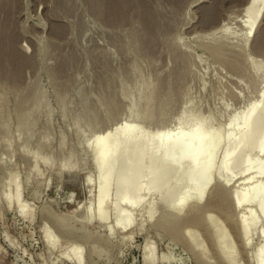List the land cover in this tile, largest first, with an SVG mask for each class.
I'll list each match as a JSON object with an SVG mask.
<instances>
[{
  "label": "rangeland",
  "instance_id": "374dc122",
  "mask_svg": "<svg viewBox=\"0 0 264 264\" xmlns=\"http://www.w3.org/2000/svg\"><path fill=\"white\" fill-rule=\"evenodd\" d=\"M146 1L159 13V45L155 52L146 50L140 42V4L131 7L135 10H127L126 15L131 16L128 22L112 26L87 0H67L69 7L59 5L58 0H0V23L8 25L10 35L17 36L15 48L19 56L31 61L23 69L22 82L16 84L0 77V95L9 101L8 105L5 99L0 101V195L2 190L7 191L0 199V264H226L216 252L220 246L236 254V264H258L261 259L264 222L257 211L256 198L235 203L231 197L240 187L248 188L243 186L246 183L264 182V178L252 176L253 171L235 176L225 187L224 179L208 176L206 196L195 204L193 213L186 210L194 205L193 199L178 214L156 196L143 195L142 203L134 208L121 204L130 214L121 226H116L115 210L108 214L107 221L84 218V212L95 208L102 199L96 190L106 169L93 170L89 145L98 130L116 125L123 117V125L139 124L135 133L148 129L166 132L183 120L189 130L198 112L204 116L201 131H206L212 119L216 118L212 123L215 126L225 119L247 115L249 106L258 102L264 91V57L262 51L253 47L255 37L264 35V17L249 42L234 33L235 20L240 19V9L247 0H184L182 4L178 0ZM213 15L215 19L210 18ZM71 55L77 60L70 62ZM61 64L67 67L65 71L58 70ZM56 70L63 71L60 74ZM134 101L135 107L129 109ZM108 107L118 109L117 115L111 113L115 117L111 116L106 126L99 116L109 111ZM15 111L25 116L20 117ZM94 119L103 127L87 136L83 128ZM2 121L6 126L11 123L12 129L4 127ZM220 150L214 167L222 161ZM33 155L39 159H35L37 164ZM259 158L256 154L253 161ZM13 173L18 179L15 184L19 182L22 189L20 205L27 208L24 215L19 205L9 204L14 196ZM87 174L91 175L89 183L85 182ZM230 174L233 173L225 170L226 176ZM117 175L118 172L115 178ZM163 186L167 188L171 182L166 179ZM173 195L178 198L182 192L176 188ZM115 196L116 187L112 184L108 192L112 204ZM206 208L215 218L211 227L208 222H201V217L203 227L191 225L193 219L203 217ZM250 210L258 225L244 237L237 220L250 222ZM195 212L199 215L192 218ZM187 228L192 237L186 236L187 232L183 234ZM214 230L217 233L212 235ZM191 232L199 236L194 234V242ZM191 242L195 245L193 250L189 247ZM150 243L155 262H151L146 250ZM65 252L69 257H63ZM76 254L79 262L75 261ZM227 255L230 253L224 256Z\"/></svg>",
  "mask_w": 264,
  "mask_h": 264
},
{
  "label": "bare ground",
  "instance_id": "6f19581e",
  "mask_svg": "<svg viewBox=\"0 0 264 264\" xmlns=\"http://www.w3.org/2000/svg\"><path fill=\"white\" fill-rule=\"evenodd\" d=\"M87 1L90 3V5H92L93 10L99 12L100 15L103 16V19L109 25L112 24V26L113 25H121V24L128 22L129 19L131 18V16L129 18L128 17L129 15L128 16L126 15L129 13V12L126 13L127 10L128 9L130 10L131 7L134 5L139 7V4H140L142 7L141 8L142 11L140 13H141L142 25H143L141 28L142 29L141 34L139 36V38L141 40L140 42L142 43V46L147 48L146 50H149V51L152 50L155 52V50H154V49H156L155 46L158 47L157 45H159L158 44V33H157V28H158V24H159V20L157 18H158L159 13L155 9H152L151 5L148 4L149 2H147L146 0H87ZM169 1H171V0H169ZM183 1L184 0H178L177 2L179 4H182ZM172 2H173V0H172ZM59 3L66 6V7L68 6L67 0H58V4ZM174 5H175V3H174ZM178 6H180V5H178ZM176 8H178L177 5H176ZM174 9H175V7H174ZM133 10H135V9H133ZM240 11H241V13L239 14L241 16V17L239 16L240 21L237 20L238 19V17H237V19L235 20V22H236L235 29L236 30L234 31V33H235L236 37H239L241 40L249 42L250 38L252 37V35L255 34L258 26L260 25L261 21L263 20V17H264V0H247L246 3L240 9ZM9 15H10V13H9ZM210 18L215 19V16L213 15ZM208 19L209 18H207V21H208ZM80 22H82V21H80ZM7 26L8 25H6L3 22L0 23V77H2V79L4 78L6 81L12 80L13 82H15L17 84L18 82L23 81L22 80L24 78V77L22 78V75L24 74L23 69L27 64L30 65L31 61L23 58L22 56H21L22 58L19 56L20 52H17V49L15 48V46L17 45L16 44L17 41H16L15 37H17V36L16 35L13 36L14 34L10 35L9 34L10 32H8ZM57 30H58V32H60L59 29H57ZM63 30L65 31V29H63ZM165 30H166V28H165ZM62 32L63 31H61L60 33H62ZM57 35H59V33ZM115 39H116V37H115ZM253 44H254V46H253L254 49H256L257 52L262 51L261 54L264 57V49L262 47V45L264 44V35L261 34L258 37H255ZM149 51H147V52L150 53ZM144 52H145V50H144ZM68 55L70 56V54H68ZM104 57H105V55H104ZM66 59H68V58H66ZM75 59H76L75 56H72V57H70L69 60H70V62H72V61H75ZM66 61L64 63H66ZM32 63H33V60H32ZM66 65H67V63H66ZM71 65H72V63L69 66H71ZM74 65H75V63H74ZM65 67H66L65 64H63V65L61 64L60 68L58 67V70L63 69L65 71L67 68V67L66 68ZM183 70L184 69H182V71ZM62 71L60 70V72H62ZM57 72L60 73L59 71H57ZM132 73H133V71H132ZM16 90H18V89H16ZM108 91H109V88H108ZM141 91L142 90L139 89V92H141ZM11 92H13V90ZM109 93H110V91H109ZM112 95L109 98L112 99ZM118 97H120V96H118ZM5 98L1 97V95H0V101H1V99L3 100ZM5 100L7 101V102L5 101L6 104L9 103V101L7 99H5ZM104 100H105V98H104ZM104 100H102V101H104ZM116 101H117V99H116ZM119 101L120 100H118L116 103L120 104ZM146 101H147L146 105H148L150 103V99L147 98ZM5 102H2V103H5ZM110 102L111 101H109L107 103H110ZM121 102H122V99H121ZM19 103H20V99H19L18 104ZM104 103H103V105H104ZM135 104H136V101L131 103L129 109H133L135 107ZM7 105H4V106H7ZM100 105H102V104H100ZM120 105H122V104H120ZM111 106L112 105L110 104V107ZM100 107H102V106H100ZM147 107L148 106H146V108ZM1 108H3V107L1 106ZM20 109L22 110L23 108H20ZM88 109L92 110L91 107ZM104 109H105V106H104ZM108 109H109V111H105V112L103 111L104 114L106 113V115L102 114L105 117H103L102 115H101L102 117H100L96 112L97 109L95 110V108H94V111L96 112V113L94 112L95 115L97 114L99 116V118L102 119V121H105L104 125H106V126L108 125L107 123H110L109 121L112 120L111 116L115 117V115H117V109L118 108L117 109L116 108L110 109L108 107ZM25 110H27V109H25ZM98 110H99V108H98ZM2 111L3 110H1V112ZM6 111L9 114V111L7 110V108H6ZM16 111H15V114H16ZM7 112H6V114H7ZM26 112H28V111H26ZM26 112H21V113L26 114ZM72 112L73 111L70 110L69 113H72ZM74 112H75V110H74ZM98 113L100 114L102 112L99 111ZM111 113H114L115 115H112ZM1 114L3 115V113H1ZM8 114L6 116L7 118H5V119H8V117L10 115V114L9 115ZM13 114H11V115H13ZM73 114L74 113H72V116L74 117ZM18 116H20V115L18 114ZM24 116L21 115L20 117H24ZM98 116H96V117L99 120ZM195 116L196 117L194 119V125L191 127V129L189 128V130H187L188 124H186L185 123L186 121L183 120V121L177 122L176 125L174 124L175 126L173 125L174 127L172 129L170 128L171 130H168L166 132H164V131L163 132L162 131H153L151 129H148L145 131V133H142V132L141 133H135V132H138L137 128H138L139 124H137V125L136 124H134V125H126V124L123 125V122L126 119L125 117L121 118L116 123V125L115 124L113 125V123L108 125L110 127L104 131H101L102 129L98 130L100 127H103V125L101 124L102 126L99 127L98 122L95 121V119L93 120L92 123H88V124L86 123L87 125L83 129H85L84 131L88 133L87 136L90 133L96 132L98 130L96 132L97 134L92 139H90V141H89L90 149L93 152V155L91 158V163H92V166L94 168L93 170H95L96 172H102L103 169H106V171L102 177L101 182L97 186V190H96V192L99 193V195L102 197V199L100 201H98L97 203H95V205H94L95 208L90 207L84 212V214H85L84 218L86 220H91L93 218H97L100 221H107L108 220V214H110L111 211L115 210L116 215H117V217L115 219L116 226H121L125 222L127 223V221L130 219V214L121 208V204L125 203L126 205H129L131 208H134L137 205H140L142 203L143 195L144 196H146V195L156 196L158 199H160L162 201V203L165 207L172 209V211H175L178 214L182 213L185 210V207L187 206L188 202L193 199V200H195L194 205H191L192 206V207L190 206L191 208L186 209L188 211L187 213H193L194 211H196L194 209V207H196V205L198 203H200L204 199V197L206 196V192H207L208 186H209L208 180H209L211 174L216 175L220 179L221 178L224 179L223 180L224 181L223 186L224 185L228 186V184L232 181L233 178H235V176L242 175V174L244 175V173H246L248 171H253V174H251V175L252 176L256 175V176H254L255 178L257 176H258L257 178H260V177L264 178V162H263L264 161V91L259 96L258 102L253 103L249 106V112L247 113V115L240 116L237 119L236 118H230L228 120L225 119L224 122H219L215 125V126L218 125L217 127H219V129L217 127L215 128L214 124H212L216 121V118H215V119H212L210 121L211 126L209 125L210 127H208V129L206 131H201V128L204 125V116L198 112L195 113ZM27 117H29V116H27ZM68 118H69V116H68ZM25 119H28V118H25ZM5 121H7V120H5ZM5 121H2V122L5 123ZM10 121H7V122L9 123ZM102 121L100 120V123H103ZM10 124L8 126H10ZM6 125L7 124L5 123L4 127H8ZM0 128L3 129L2 126ZM10 128L12 129L11 126H10ZM161 129H159V130H161ZM6 130H7V128H5V131ZM10 131L11 130H9V132ZM79 133H81V135H83L81 130L79 131ZM69 134H70V132H69ZM5 135H7V134L5 133ZM76 139H78V138H76ZM43 142H45V141H43ZM59 144H61V143H59ZM220 149H222V161L218 165V167H214L213 166L214 161L216 160L218 153L221 151ZM33 153H34V151H33ZM219 154L221 155V153H219ZM256 154L258 156H260V158L258 160H256V162H254L253 157ZM32 158L34 159V155L32 156ZM36 158H37V156H36ZM31 159H30V161H31ZM51 160H52V158L51 159L49 158V161H51ZM36 164H37V161H36ZM30 165H31V162H30ZM32 165H34V163ZM74 167H73V169H74ZM32 169H35V168H32ZM32 169H30V170L32 171ZM225 170L226 171L229 170L233 174L226 176ZM116 172H118V175L115 178ZM17 176H18V173H17ZM185 176H187V178ZM208 176H209V178H208ZM225 176H226V178H224ZM12 177L15 179L14 183H13L14 196L10 199L9 204L19 205V208H20L21 212L23 213V215L27 214V211H26L27 208H25L26 206L24 207L23 205H20V202H19L20 195H21L20 191L22 189L20 190L21 186H19V184H18L19 182H17L15 184L16 180H18L15 176V173L12 174ZM244 178H248V177H244ZM166 179H168L171 182V186H166L167 188H164L163 181ZM245 180L246 179H244L243 181H245ZM90 181H91V175L87 174L85 177V182L89 183ZM112 184L116 187V196L113 199L114 204H112L111 200L108 199V192H109ZM246 185L248 186V188L240 187L237 191L236 190L234 191V194L231 195L232 201L235 203H240V202L249 201L250 197L256 198V202H255L256 208H257V211L259 213H261V215H262L261 218H263L262 220L264 222V182L259 183V184H249V183L247 184L246 183L243 186H246ZM85 187H87V186H85ZM176 188H179V190H181V192H182L181 197L174 198L173 192ZM6 192L7 191L2 190L1 195H0V199H1V197L4 198L6 196ZM207 209L208 208H206V211L204 210L203 217L204 216L205 217L203 218L201 215L198 216L197 218L193 219L192 222L190 221L192 223L191 225H194V226L200 225V227L201 226L203 227L204 224H202L201 222H204V221L208 222V226L210 225V223H213L215 218L212 216V214H210V212H209L210 210L207 211ZM192 215H194L192 217V218H194L199 214H197L195 212ZM30 217H32V215H30ZM200 217L203 219V221H201V222L199 221ZM236 218L238 219V217H236ZM247 219L250 222H248V223L244 222L243 218H240L237 220V222L240 225V227H239L240 233L244 237H248L251 234L252 230L255 229L256 226L258 225L257 217H256L254 211L250 210L248 212V218ZM183 220H184V222L186 221L185 219H183ZM57 221L59 222L60 220H57ZM209 227H211V225ZM186 232L188 235H186ZM188 232H190L189 228L184 229L183 234H185L186 236L189 237L190 233H188ZM193 232H191L192 235L195 236L194 238H192L193 240L191 238L186 237V236H185V238H187L188 240L190 239L194 242V241H196V239H195L196 235H194V234H197V233L195 232L193 234ZM211 233H212V235H215L217 232L214 230ZM190 237H192L191 234H190ZM197 237H199L198 234H197ZM183 240H185V239L183 238ZM224 241L227 242L228 237H225ZM193 242H191L192 244L189 245V247L191 246V248H192L193 246H195L193 244ZM55 244L56 243L54 241L52 243V246L54 247ZM195 244H197V243L195 242ZM151 245H152V243L148 244L146 246V250L149 251V256H150L151 262H155L156 259L153 257V252H152L154 247ZM199 247H202V246L199 245ZM199 247L196 246V248L195 247L194 248L197 249ZM78 248L79 247H77V249ZM77 249H76V252H77ZM199 249L201 251V248H199ZM71 250L73 253L74 248L72 247ZM191 250H193V248ZM259 250L261 251V259L258 261V264H264V241L262 242L261 246L259 247ZM216 252L221 257L223 256L222 257L223 260L221 259L222 260L221 262H224L226 264H236V254L234 252H232V250H230L226 246L217 247ZM226 253L227 254L230 253V255L224 256V255H226ZM63 257L64 258L69 257V253L65 252ZM163 258L165 259V256ZM75 261L76 262L80 261V256L78 254H76Z\"/></svg>",
  "mask_w": 264,
  "mask_h": 264
}]
</instances>
